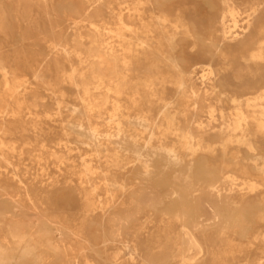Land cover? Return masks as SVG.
<instances>
[{"label":"bare ground","instance_id":"6f19581e","mask_svg":"<svg viewBox=\"0 0 264 264\" xmlns=\"http://www.w3.org/2000/svg\"><path fill=\"white\" fill-rule=\"evenodd\" d=\"M0 78V264H264V0H0Z\"/></svg>","mask_w":264,"mask_h":264},{"label":"rangeland","instance_id":"374dc122","mask_svg":"<svg viewBox=\"0 0 264 264\" xmlns=\"http://www.w3.org/2000/svg\"><path fill=\"white\" fill-rule=\"evenodd\" d=\"M97 24H99V23H97ZM70 30V29H69ZM75 63V67L78 65L77 64V60L74 62ZM0 80H1V78H0ZM31 82H33V84H32V86L33 87H39V84H38V82H35L34 81V78H31ZM40 87H41V89H45V86H42V85H40ZM49 94H51L50 92H47V91H45V95H44V97L42 98V99H40V102L41 103H44V104H48V106L49 107H46L45 109L43 108V109H41L40 110V112H39V118H41V119H46L47 118V110H49V108L51 107V108H56L57 107V104H58V102L60 101V97H58V95H57V97H56V95H54L52 98L50 97V95ZM67 94L69 95V96H67V98H66V100H67V103L69 102L70 104H74L76 101H75V99H74V95H73V93H72V90H68L67 91ZM53 94H51V96H52ZM54 112V111H53ZM101 130H104V127L103 126H101ZM72 147H76V144L75 143H72V144H70ZM85 151H81L80 153L82 154V153H84ZM79 154V152L78 151H75V152H73V155H78ZM83 157H87L86 155H84ZM231 163V162H230Z\"/></svg>","mask_w":264,"mask_h":264}]
</instances>
